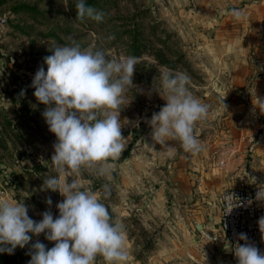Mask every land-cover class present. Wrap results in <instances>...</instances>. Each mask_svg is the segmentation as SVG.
Returning <instances> with one entry per match:
<instances>
[{
	"label": "rangeland",
	"instance_id": "rangeland-1",
	"mask_svg": "<svg viewBox=\"0 0 264 264\" xmlns=\"http://www.w3.org/2000/svg\"><path fill=\"white\" fill-rule=\"evenodd\" d=\"M76 2L0 0V200L23 202L37 222L45 211L50 210L54 219L59 216L56 205L63 197L41 190L43 180L56 175L50 163L57 138L49 131L42 116L45 106L31 86L39 68L47 71L44 58L53 54L51 50L75 42L82 49L102 50L109 59L135 56V87L125 93L120 113L124 151L109 161L106 177L84 172L81 179L85 188L99 195L112 218L123 223L128 264H185L178 250L183 237L172 220V208L176 200L181 201L179 195L192 188L178 170L188 169L189 163L178 159L189 153L171 140L167 143L176 151L169 153L150 135L148 121L166 104L158 94L159 76L165 69L186 73L189 91L199 99L213 88L210 80L219 78V87L249 107L257 96L254 84L263 68L229 62L253 56L255 48L251 45L248 52L242 48V34L225 32L226 14L217 10L225 1L85 0L104 13L102 22L77 20ZM217 58L223 64L216 65ZM29 235L32 239L25 248L17 247L12 255L0 253V264H28V253L37 241L47 249L54 247L45 234ZM97 264H102V258Z\"/></svg>",
	"mask_w": 264,
	"mask_h": 264
},
{
	"label": "clouds",
	"instance_id": "clouds-1",
	"mask_svg": "<svg viewBox=\"0 0 264 264\" xmlns=\"http://www.w3.org/2000/svg\"><path fill=\"white\" fill-rule=\"evenodd\" d=\"M75 8L77 20L103 21L104 13L85 0H77ZM230 14L240 19L244 11L234 8ZM51 51L53 54L44 58L47 71L39 68L31 86L39 104L45 106L42 116L49 131L57 138L50 163L56 175L44 179L41 190L59 192L63 197L56 205L59 216L54 219L50 210L45 211L37 222L29 217L23 202L0 200V253L12 255L17 247L25 248L32 239L30 233L37 237L45 234L54 247L47 249L37 241L28 253V264H97L98 258L102 264H128L123 223L112 218L99 195L84 187L81 177L84 172L106 177L109 161L124 151L121 105L128 89L135 87L138 58L109 59L104 51L91 46L82 49L75 42L57 45ZM159 79L158 94L166 104L148 121L153 142L172 154L176 149L169 140L178 142L185 153H200L195 126L207 119L210 106L189 91L186 73L165 69ZM102 188L107 194L108 185ZM256 201L264 203V185L257 186ZM46 203L50 209V197ZM258 226L264 238V216ZM238 240L244 241L233 249L238 264H264V253L245 233H239Z\"/></svg>",
	"mask_w": 264,
	"mask_h": 264
},
{
	"label": "crops",
	"instance_id": "crops-1",
	"mask_svg": "<svg viewBox=\"0 0 264 264\" xmlns=\"http://www.w3.org/2000/svg\"><path fill=\"white\" fill-rule=\"evenodd\" d=\"M210 1L216 4L225 1V6L217 8L220 14H226L222 24L225 32L242 34V48L248 52H251V45L255 48L253 56L243 55L229 64L260 65L263 71L258 72L254 84L257 96L249 107L219 87V78L210 80V88H213L202 94L200 100L210 106L207 119L195 126L202 151L179 157L178 162L189 163L187 170H178L192 188L181 193L178 198L181 203L176 200V207L172 208V220L183 237L178 250L185 264H225L228 261L230 245L219 228L220 194L225 188L238 184L243 176H248L255 185L264 183V0ZM227 7L231 10L237 7L235 9L243 10L244 15L236 19ZM251 35L256 38L252 39ZM222 60L217 58L213 62L220 65Z\"/></svg>",
	"mask_w": 264,
	"mask_h": 264
},
{
	"label": "built area",
	"instance_id": "built-area-1",
	"mask_svg": "<svg viewBox=\"0 0 264 264\" xmlns=\"http://www.w3.org/2000/svg\"><path fill=\"white\" fill-rule=\"evenodd\" d=\"M246 92L250 94L249 91ZM262 132L264 133V124ZM257 186L259 185L253 184L248 176H243L238 184L225 188L220 194L217 205L220 215L219 228L230 245L229 259L225 264H238L233 249L237 243H244L238 240L239 233H245L248 240L264 253V238L258 226L259 218L264 216V203L256 201ZM226 196L234 198L226 199ZM237 203L240 206L235 207Z\"/></svg>",
	"mask_w": 264,
	"mask_h": 264
},
{
	"label": "trees",
	"instance_id": "trees-1",
	"mask_svg": "<svg viewBox=\"0 0 264 264\" xmlns=\"http://www.w3.org/2000/svg\"><path fill=\"white\" fill-rule=\"evenodd\" d=\"M132 145L129 146L128 150L126 151V154H128L129 150L131 149Z\"/></svg>",
	"mask_w": 264,
	"mask_h": 264
},
{
	"label": "water",
	"instance_id": "water-1",
	"mask_svg": "<svg viewBox=\"0 0 264 264\" xmlns=\"http://www.w3.org/2000/svg\"><path fill=\"white\" fill-rule=\"evenodd\" d=\"M197 228H198L199 231H201V226H198Z\"/></svg>",
	"mask_w": 264,
	"mask_h": 264
}]
</instances>
